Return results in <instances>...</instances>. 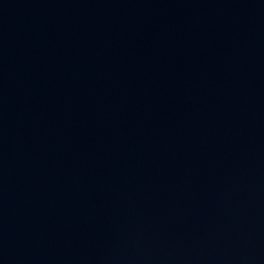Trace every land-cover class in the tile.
I'll return each mask as SVG.
<instances>
[{"label": "water", "instance_id": "95a60500", "mask_svg": "<svg viewBox=\"0 0 264 264\" xmlns=\"http://www.w3.org/2000/svg\"><path fill=\"white\" fill-rule=\"evenodd\" d=\"M0 264H264V0H0Z\"/></svg>", "mask_w": 264, "mask_h": 264}]
</instances>
